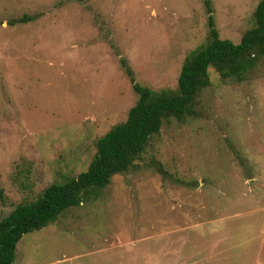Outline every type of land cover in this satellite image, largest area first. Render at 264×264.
I'll list each match as a JSON object with an SVG mask.
<instances>
[{"label": "rangeland", "instance_id": "rangeland-1", "mask_svg": "<svg viewBox=\"0 0 264 264\" xmlns=\"http://www.w3.org/2000/svg\"><path fill=\"white\" fill-rule=\"evenodd\" d=\"M204 0H0V221L86 171L138 96L176 90L207 41ZM259 0H210L238 44ZM22 16L35 17L10 25ZM192 116L169 118L127 172L22 236L13 264H264V57L208 69Z\"/></svg>", "mask_w": 264, "mask_h": 264}, {"label": "trees", "instance_id": "trees-1", "mask_svg": "<svg viewBox=\"0 0 264 264\" xmlns=\"http://www.w3.org/2000/svg\"><path fill=\"white\" fill-rule=\"evenodd\" d=\"M203 5L208 15L207 41L184 60L176 90L157 92L138 85L126 61L121 60V67L138 96L135 105L123 123L112 127L97 140L94 157L85 172L63 184H51L36 201L17 205L0 221V264L14 263L15 247L23 235L53 223L65 210L95 196L113 176L127 172L150 139L159 133L163 121L194 115L197 94L209 86L210 67L222 79L235 78L264 57V0H259L254 9V27L241 36L238 44L218 37L210 0H204ZM34 19V16H22L10 25L25 24Z\"/></svg>", "mask_w": 264, "mask_h": 264}]
</instances>
